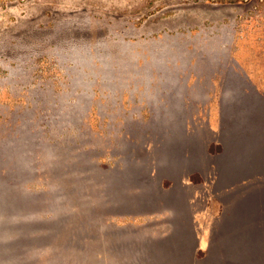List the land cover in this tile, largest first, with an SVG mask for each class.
<instances>
[{
    "label": "rangeland",
    "instance_id": "1",
    "mask_svg": "<svg viewBox=\"0 0 264 264\" xmlns=\"http://www.w3.org/2000/svg\"><path fill=\"white\" fill-rule=\"evenodd\" d=\"M0 264H264V0H0Z\"/></svg>",
    "mask_w": 264,
    "mask_h": 264
}]
</instances>
